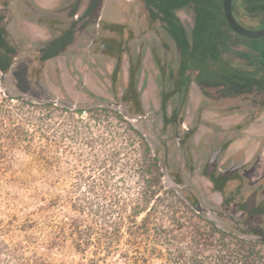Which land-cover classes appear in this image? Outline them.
I'll return each mask as SVG.
<instances>
[{
	"label": "flooded vegetation",
	"instance_id": "flooded-vegetation-1",
	"mask_svg": "<svg viewBox=\"0 0 264 264\" xmlns=\"http://www.w3.org/2000/svg\"><path fill=\"white\" fill-rule=\"evenodd\" d=\"M52 1L55 5L48 7L43 0H0L2 74H10L24 94L51 103L52 97L59 98L56 90L66 97L61 78L67 72L73 95L59 99L81 108L91 105L77 100L79 93H93L87 72L95 67L103 78L111 62L106 78L112 98L105 102L96 94L95 100L142 134L159 158L163 177L197 214L264 242V88L234 86L215 71L212 86L218 96L212 102L204 99L187 123L190 75L166 27L177 69L158 51L156 40L150 43L141 24L134 25L139 16L131 17L120 0H112L110 7L108 0ZM142 38L147 53L141 51ZM161 58L167 72L158 69V80L148 76L141 81L143 61L157 65ZM236 98L240 101L232 103Z\"/></svg>",
	"mask_w": 264,
	"mask_h": 264
},
{
	"label": "trees",
	"instance_id": "trees-1",
	"mask_svg": "<svg viewBox=\"0 0 264 264\" xmlns=\"http://www.w3.org/2000/svg\"><path fill=\"white\" fill-rule=\"evenodd\" d=\"M138 1L150 15L151 22H163L175 39L182 69L194 76L203 72L202 62L207 58L213 60V48L205 42L199 22H195L191 35L186 36L177 16L180 8L193 4L194 0ZM235 6L232 3V11ZM219 12L233 31L223 13L222 0H219ZM196 15L199 17L198 13ZM233 32L236 39L221 35L216 51L229 55L235 53L238 46L252 47L257 56L245 58L249 61L251 57L249 63H253L255 70L250 75L232 76L227 72L229 64L216 68L234 86L264 88V59L261 58L264 44H257L264 36L246 37L254 42L249 44L239 39L242 35ZM14 99L22 104L12 105ZM24 103L30 105L31 110L26 109ZM82 113H88V119L75 117ZM110 113L121 119L117 111L103 105L58 107L24 101L23 96L10 94L2 99L0 140L4 139L5 144L0 142V150L6 146L25 153L0 152V187H9L12 191H5L8 199L20 204L7 219L0 218V264H108V257L118 250L126 220L134 224L143 215L140 229L147 232L153 215L167 213L171 214L174 227L181 229L184 224L175 217L181 207L193 212L203 225H189L181 238L172 235L174 229L157 227L156 235L162 241L176 239L185 245L169 248L165 253H146L143 260L155 255L170 264H264L263 241L241 235L197 214L173 187L165 188L159 158L142 134L128 125L129 138L122 141L118 127L102 118ZM134 138L138 140L135 150L131 149ZM65 141L88 145L99 141L112 146L108 153H65L88 163L90 171H78L76 184L60 188L56 167L61 157L54 152ZM123 150L132 152L122 153ZM159 191L164 196L154 199ZM68 251L75 253L79 260L66 261Z\"/></svg>",
	"mask_w": 264,
	"mask_h": 264
},
{
	"label": "rangeland",
	"instance_id": "rangeland-1",
	"mask_svg": "<svg viewBox=\"0 0 264 264\" xmlns=\"http://www.w3.org/2000/svg\"><path fill=\"white\" fill-rule=\"evenodd\" d=\"M45 6L51 7L55 4L52 0H43ZM235 8L233 9V14L237 21L249 29H259L264 26V0H233ZM109 7L112 5V0H108ZM119 6H122L126 11H129L130 16H139L136 19L137 23H140L141 29L143 33H146L150 37V43L152 44L154 40L157 41L159 48V52L167 56L170 64L174 69H177V57H175V45L171 40L170 36L165 30V25L161 21H154L152 26L147 24L148 16L146 14V10L142 8L141 4L136 0H120ZM195 6V7H194ZM196 13H198L199 17H196ZM177 15L181 22L184 25L185 31L188 36L191 35L195 22H199L201 25L198 28L204 33L205 42H209L212 46V59H206L202 62V67L204 68L203 72H201L198 76L190 75L188 77V84L185 96V102L188 103V114L186 121L187 123L192 122L193 118L191 116L192 112L195 111L197 106L206 98H209L210 102L213 101V97L218 96L216 93L217 90L212 86L215 83L216 74L215 68L219 65L220 68L227 66L229 64L228 74L232 76L237 75H247L251 74L250 72L254 71L255 68L252 67V62L249 63L251 57H256V51L252 47L238 46L236 47V52L229 55H223L216 51V46L221 42V35L224 34L225 37L230 39H236V34L231 31L221 18L219 12V0H194V3L183 7L177 11ZM136 30V26H135ZM240 40L243 42H247L249 44H254L252 40L247 39L246 37L240 36ZM136 43V42H135ZM259 46L264 44V39L257 42ZM140 48L143 53H147L148 47L144 45L143 38L141 39ZM154 50V48H153ZM245 56H251L249 61L245 58ZM261 58L264 59V53L261 54ZM158 62L157 65H151L148 61H143V66L141 67L140 78L141 81L147 79L148 76H153V79H159L158 69H161L164 73L167 70L163 69V59ZM60 62H64L65 57L61 56L59 58ZM228 62H227V61ZM225 61L227 63H225ZM0 65L2 63L0 62ZM107 70L103 71V78H99L100 69L93 68V70H89L86 74V81L92 89L93 93L91 95L81 94L77 96L78 102L81 101H89L91 103L90 106H100V102L96 101L95 95L98 94L100 100L109 101L112 98L110 93V79L106 78V72L110 73L111 62H108ZM253 68V69H252ZM218 71L219 69L216 68ZM61 81L66 86V97L63 96V93L59 90H56L55 95L59 98H68L72 94V87L70 84V78L67 72H63V77ZM102 81V82H101ZM115 83V90L119 89L120 79L117 78ZM151 88H153L154 84H150ZM144 88V87H143ZM13 96H23L24 101H33L34 103L44 102L47 103V99L37 98L34 99L27 94H24L13 77L10 74H2L0 70V102L6 95ZM254 96V95H253ZM244 98V96H241ZM239 97V98H241ZM239 98L232 100V103L235 101H240ZM11 104L14 106H20L21 101L16 99L11 100ZM74 108H79L75 103H70ZM54 105V104H53ZM58 107H65L64 105H56ZM24 107L26 109L31 110V106L24 103ZM67 107V106H66ZM83 108V107H81ZM113 108H116L113 106ZM55 113H58L57 111ZM75 117L80 119H88V113L75 114ZM106 123H110L114 127L117 126L118 130L121 133L122 141H126L129 138L130 132L128 129L127 120L124 119H116L113 114H105L102 117ZM132 123L138 126L137 121H132ZM104 124V123H103ZM98 136V135H94ZM133 140V139H132ZM4 139L0 140L1 143H4ZM112 144L103 145L99 141L94 145H88L84 142L80 141H65L61 143L60 146L55 150L54 153H59L61 157V161L59 165L56 167L58 170V185L60 188H67L71 185L77 183L76 173L78 171H90L89 164L86 162L78 161L75 156H66L65 153H108L109 147L111 148ZM138 148V140L134 138L131 149ZM34 151V150H32ZM1 153H25L21 149H14L3 147L0 150ZM131 150H123L122 153H131ZM26 153H34V152H26ZM86 167V168H84ZM95 176H97V170H95ZM162 182L165 188L174 187V184L164 176L162 178ZM9 187L3 186L0 187V218L7 219L9 215L14 213L17 208L20 207L19 203H14L13 200H9L5 191H7ZM9 191H12L9 189ZM164 194L159 191L154 199H159L163 197ZM143 216V215H142ZM138 217L134 224L130 223L126 220L122 226V235L121 241L118 246L117 252L110 255L107 259L108 264H170L162 257H156L155 255H149L146 260H143V256L146 253H155L157 251H162L163 253L167 252L168 249L173 248L175 246L185 245V242H177L176 239H173L171 242H166L165 240L159 239L157 237V227L163 226L167 229H174L172 231V235H177L179 238L182 237V233L189 225L200 223L203 225V222L199 221L196 215L186 210L185 208H179L175 217H178L180 221L184 224V227L181 229H176L174 227L171 214H155L149 220V230L146 232L145 230H141V217ZM176 229V230H175ZM184 241H187L185 238ZM127 255L123 257L122 255ZM66 261H77L79 257L73 253L72 251H68L67 256L65 257Z\"/></svg>",
	"mask_w": 264,
	"mask_h": 264
},
{
	"label": "water",
	"instance_id": "water-1",
	"mask_svg": "<svg viewBox=\"0 0 264 264\" xmlns=\"http://www.w3.org/2000/svg\"><path fill=\"white\" fill-rule=\"evenodd\" d=\"M232 2L233 0H222L223 13L231 29L235 31L236 33L242 36H245V37H249V38L263 37L264 36V26L259 29H249L241 25L237 21L232 11ZM50 102L54 105H64L67 107H73L68 101L61 100L56 97H52L50 99ZM197 210H199V207L197 208Z\"/></svg>",
	"mask_w": 264,
	"mask_h": 264
}]
</instances>
